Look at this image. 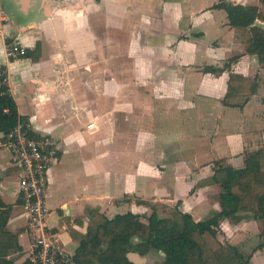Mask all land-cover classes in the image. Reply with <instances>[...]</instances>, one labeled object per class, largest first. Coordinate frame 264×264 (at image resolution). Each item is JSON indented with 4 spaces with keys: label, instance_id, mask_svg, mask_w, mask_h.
<instances>
[{
    "label": "crops",
    "instance_id": "1",
    "mask_svg": "<svg viewBox=\"0 0 264 264\" xmlns=\"http://www.w3.org/2000/svg\"><path fill=\"white\" fill-rule=\"evenodd\" d=\"M219 2L0 0L9 93L36 134L62 145L47 203L49 225L67 226L70 245L78 247L71 229L87 232L88 208L150 216L145 201L209 219L222 211L210 182L216 162L244 169L247 153L264 150V62L247 53L249 33L230 25ZM227 2L259 7L254 24L264 28L260 0ZM12 44L33 56L10 58ZM232 74L246 83L230 102L257 87L243 107L225 103ZM11 159L0 133V196L20 247L5 259L27 264L21 173Z\"/></svg>",
    "mask_w": 264,
    "mask_h": 264
},
{
    "label": "trees",
    "instance_id": "2",
    "mask_svg": "<svg viewBox=\"0 0 264 264\" xmlns=\"http://www.w3.org/2000/svg\"><path fill=\"white\" fill-rule=\"evenodd\" d=\"M260 2L264 5V0ZM215 7L227 12L232 27L249 33L247 53L257 55L264 62V28L254 24L263 16L259 7L235 5L227 0H220ZM33 54L26 51L23 56ZM235 59H230L225 66L229 67ZM223 69L204 68L211 73ZM245 83L244 78L231 75L225 100L227 105L243 107L248 97L257 91L254 86L245 99L238 103L230 102L229 99L235 93L239 94V87H244ZM2 90L6 93L0 94V133L7 135L19 120L27 123V119L19 115L16 102L7 93V88ZM5 108L9 109L8 113L4 112ZM210 182L220 187L222 211L206 220L195 221L178 207L172 208L170 217H161L157 206L145 201L142 203L152 208L147 222L133 212L109 218L98 209H86L89 218L87 232L70 230L72 238L78 241L76 264H134L127 257L131 251L141 255L159 251L165 256L164 264H250L252 257L246 258L236 246L225 245L219 240L217 228L226 219L238 223L248 217L242 213H252V219L261 226L260 235L264 239V150L247 153L244 169H236L224 161L216 162ZM11 210L12 207L0 196V264H12L5 258L20 249L15 236L7 229ZM136 238L138 242L133 244ZM261 247H264V240Z\"/></svg>",
    "mask_w": 264,
    "mask_h": 264
},
{
    "label": "built area",
    "instance_id": "3",
    "mask_svg": "<svg viewBox=\"0 0 264 264\" xmlns=\"http://www.w3.org/2000/svg\"><path fill=\"white\" fill-rule=\"evenodd\" d=\"M2 21L0 19V31ZM26 51L18 45L8 47L10 58L22 57ZM8 89L6 70L0 66V94ZM9 112L8 108L4 109ZM4 146L12 156V165L20 173L19 201L22 214L26 218V228L30 236V251L27 264H76L75 249L71 250L67 241L68 227H51L48 206L49 172L60 159L62 145L51 136L38 135L30 124L18 121L7 134H3Z\"/></svg>",
    "mask_w": 264,
    "mask_h": 264
},
{
    "label": "rangeland",
    "instance_id": "4",
    "mask_svg": "<svg viewBox=\"0 0 264 264\" xmlns=\"http://www.w3.org/2000/svg\"><path fill=\"white\" fill-rule=\"evenodd\" d=\"M126 200V199H125ZM158 208V213L161 217H170L172 208H167L166 206L156 205ZM148 214L152 213L151 206L148 209ZM247 215L246 223L241 225L235 223H221L217 228V236L219 240L225 245L236 246L246 258L252 257L250 259V264H264V247L260 248L263 243V238H261V226L258 222H255L252 213H243ZM142 221L147 222L149 216H141ZM241 224V222H239ZM138 240L134 239L133 244H137ZM71 250L76 251L77 246L70 245ZM135 252V251H131ZM146 258L147 264H164L165 256L159 251H151L146 255H142Z\"/></svg>",
    "mask_w": 264,
    "mask_h": 264
},
{
    "label": "water",
    "instance_id": "5",
    "mask_svg": "<svg viewBox=\"0 0 264 264\" xmlns=\"http://www.w3.org/2000/svg\"><path fill=\"white\" fill-rule=\"evenodd\" d=\"M127 257L129 259V261L134 263V264H147L146 263V258L142 257V255L139 254L138 252H129L127 254Z\"/></svg>",
    "mask_w": 264,
    "mask_h": 264
}]
</instances>
